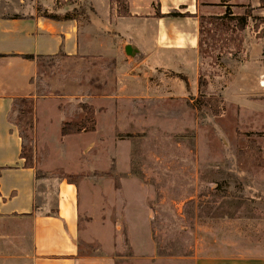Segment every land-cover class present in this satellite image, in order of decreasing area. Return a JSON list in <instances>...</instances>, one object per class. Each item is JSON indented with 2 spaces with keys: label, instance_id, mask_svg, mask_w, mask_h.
Listing matches in <instances>:
<instances>
[{
  "label": "rangeland",
  "instance_id": "374dc122",
  "mask_svg": "<svg viewBox=\"0 0 264 264\" xmlns=\"http://www.w3.org/2000/svg\"><path fill=\"white\" fill-rule=\"evenodd\" d=\"M42 1L0 0V15L38 13ZM52 1L49 11L80 17L88 55L36 58L31 118H13H23L31 164L52 190L75 182L80 255L191 264L206 252L263 253L264 0H214L217 13L229 7L250 14L248 23L240 31L204 22L198 69L181 72L130 71L97 19L108 7ZM21 71L0 56L2 93L23 92ZM64 123L82 129L64 134ZM6 246L3 255L19 252Z\"/></svg>",
  "mask_w": 264,
  "mask_h": 264
},
{
  "label": "crops",
  "instance_id": "0c3cea01",
  "mask_svg": "<svg viewBox=\"0 0 264 264\" xmlns=\"http://www.w3.org/2000/svg\"><path fill=\"white\" fill-rule=\"evenodd\" d=\"M44 1L40 4L43 8ZM79 1L81 4L84 0ZM89 1L97 8L108 7L103 12L104 17L97 19L107 22L104 23L106 34H111L123 64L130 71L137 68L144 71L151 68L150 65L180 72L183 69L196 71L200 15L223 14L217 13L214 0ZM53 2L49 3L51 9H55ZM174 10L189 15H167ZM75 16L56 20L36 11L28 15H0V54H7L3 57L15 61L22 69L20 76L27 81L21 86L23 92L19 93H2L0 85V222L6 224L0 225V252H3L2 245H7V252L12 250V245L19 250L16 254L0 253V264H104L103 256L79 253L76 185L62 180L52 190L51 179L42 178L35 165L25 166V159L20 155L22 138L19 129L8 117L15 97H36L30 81L36 75L35 60L38 57L25 59L21 54L53 57L62 53L72 59H85L88 55L80 17ZM127 44L140 50L137 58L125 53ZM9 227L18 230L17 235L8 233ZM181 258L183 262L188 261V258ZM191 264H264V252L252 257L206 252L192 256Z\"/></svg>",
  "mask_w": 264,
  "mask_h": 264
},
{
  "label": "trees",
  "instance_id": "16d2710c",
  "mask_svg": "<svg viewBox=\"0 0 264 264\" xmlns=\"http://www.w3.org/2000/svg\"><path fill=\"white\" fill-rule=\"evenodd\" d=\"M229 1V0H226ZM39 13L42 14L43 16L52 18V19H56V20H62V19H72L75 18V14L74 13H65V14H58L55 12H51L46 8L40 7L38 9ZM167 15L169 16H187L189 15L188 13H181L179 11H171L169 12ZM250 17V14H233L229 7H227V9L225 10V12L223 14L220 15H204L201 14L200 15V48H201V44H202V33H203V29H204V22H207L211 25H214V28L216 29H229L230 28V24L232 25L233 23V29H238L240 31L244 30L247 23H248V19ZM232 29V28H231ZM210 31V30H208ZM66 56L62 53L57 54L56 56ZM0 56H8L7 54H0ZM53 56V57H56ZM21 57L25 58V59H35V57H41V56H35L34 54H21ZM18 112L20 115L25 116L26 114H29L30 118H31V113L33 112V102L31 98L28 97H15L13 99L12 102V108L11 111L9 113V120L13 123H15L18 128L22 126L24 127L23 124H21V121L23 118L20 119V122H15L14 118H13V113ZM28 123V121H27ZM29 124V123H28ZM82 129V125L81 124H77V123H64L62 125V131L64 134L67 133H71V132H77L80 131ZM20 136L22 138V149H21V157L25 159V166L31 167L33 166L31 164L32 161V153H31V149H26V144L24 143V136L23 134L20 132ZM71 183H74V181H72Z\"/></svg>",
  "mask_w": 264,
  "mask_h": 264
},
{
  "label": "water",
  "instance_id": "95a60500",
  "mask_svg": "<svg viewBox=\"0 0 264 264\" xmlns=\"http://www.w3.org/2000/svg\"><path fill=\"white\" fill-rule=\"evenodd\" d=\"M125 53L128 56L135 57L136 55L140 54V50L137 47H135L134 45H132V44H127L125 46Z\"/></svg>",
  "mask_w": 264,
  "mask_h": 264
}]
</instances>
